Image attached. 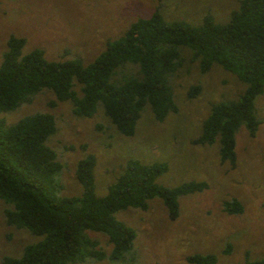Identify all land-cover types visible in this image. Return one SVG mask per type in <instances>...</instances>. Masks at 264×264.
Returning <instances> with one entry per match:
<instances>
[{
  "label": "rangeland",
  "instance_id": "rangeland-1",
  "mask_svg": "<svg viewBox=\"0 0 264 264\" xmlns=\"http://www.w3.org/2000/svg\"><path fill=\"white\" fill-rule=\"evenodd\" d=\"M239 1L0 0V62L11 34L25 38L23 54L39 48L48 60L78 58L88 64L108 40L119 37L131 22L150 16L154 10L166 21L200 25L209 14L215 22L225 23ZM180 52L182 64L168 78L177 110L157 121L146 104L133 135L120 133L100 102L90 117L75 115L70 100L55 101L50 106L54 94L47 88L39 90L30 102L0 112L5 124L35 112L53 116L55 131L46 144L60 163L55 174L59 197L82 193L76 169L88 155L95 158L97 196L107 193L129 159L144 164L166 163V171L155 179L158 185L174 187L189 181L207 184L203 190L178 197L179 213L173 220L157 196L148 200L146 209L129 206L116 211L115 218L135 232L130 249L118 259L85 258L71 264H192L186 257L194 253H212L217 264H245L246 259L264 257V93L253 102L260 120L255 134L250 136L243 125L235 132L236 160L231 167L229 161L220 159L218 141L196 144L193 140L200 135L211 105L237 99L246 84L216 63L201 72L189 49L181 47ZM120 77L118 72L111 80ZM194 85L200 89L189 97L188 90ZM74 89L79 93L78 86ZM232 198L241 202L240 213L224 210L223 202ZM10 208L11 204L0 199V259L4 255L19 257L26 244L42 239L26 228L8 224L5 210ZM86 233L106 254L110 252L105 233L91 229Z\"/></svg>",
  "mask_w": 264,
  "mask_h": 264
},
{
  "label": "trees",
  "instance_id": "trees-1",
  "mask_svg": "<svg viewBox=\"0 0 264 264\" xmlns=\"http://www.w3.org/2000/svg\"><path fill=\"white\" fill-rule=\"evenodd\" d=\"M25 42L24 37L12 34L7 38L0 62V112L30 102L39 90L47 88L54 94L50 106L55 101L70 100L75 115L90 117L100 102L116 129L133 135L146 104L157 121L177 110L168 78L182 64L180 49L186 47L191 59L198 60L201 72L216 63L246 84L237 99L211 105L193 143L218 141L220 159L234 167L236 130L243 125L253 136L260 123L253 102L264 93V0H240L225 23L215 22L209 14L200 25L166 21L154 10L150 16L131 22L119 37L108 40L88 64L78 58L48 60L39 48L23 54ZM130 67L135 70L130 71ZM118 72L121 77L112 81ZM199 89V85L192 86L188 96L194 97ZM54 131V118L49 113H30L11 124L0 119V199L11 204L5 210L6 221L42 236L38 242L26 244L19 257L2 256L0 264H71L106 256L118 259L132 246L135 232L115 218L116 211L129 206L146 209L148 200L157 196L173 220L179 213V196L207 188L203 181L174 187L158 185L155 179L166 171V163L144 164L129 159L107 193L97 196L95 158L88 155L76 169L82 193L59 197L55 174L60 163L46 144ZM223 208L231 214L243 210L235 198L224 201ZM87 229L107 235L111 244L108 254L88 237ZM186 260L217 264L212 253H194ZM245 264H264V257L246 259Z\"/></svg>",
  "mask_w": 264,
  "mask_h": 264
}]
</instances>
